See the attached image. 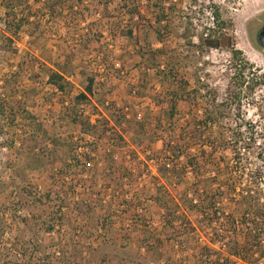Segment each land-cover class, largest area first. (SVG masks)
Wrapping results in <instances>:
<instances>
[{
	"label": "rangeland",
	"instance_id": "1",
	"mask_svg": "<svg viewBox=\"0 0 264 264\" xmlns=\"http://www.w3.org/2000/svg\"><path fill=\"white\" fill-rule=\"evenodd\" d=\"M5 1L0 0V32ZM27 1L31 10L24 15L32 24L13 43L0 42V264H197L195 256L215 236L190 210L195 179H202L203 190L214 172L226 174L235 140L227 129H237L242 119L255 125L257 142L245 180L261 167L264 178V88L252 98L243 94L245 103L226 114L223 126L198 131L193 104L178 103L170 117L169 88L152 68H165V58L142 57L139 50L163 49L180 61L178 80L201 90L202 116L214 96L218 103L224 99L232 76L225 50L201 54L189 44L198 43L200 24H211L203 4L195 8L189 0H173L177 7L170 10L165 3L168 19L162 26L169 28L160 44L151 30L161 26L149 0H72L55 17L44 1ZM216 2L223 19L233 23L229 34L236 49L263 75L264 49L255 37L264 29V0ZM128 31L132 39L123 36ZM59 67L70 76L66 94L48 85ZM91 77L95 96L78 110L95 126L85 135L67 113ZM44 154L53 164L32 170ZM193 158L198 177L189 166ZM222 193L226 198V189ZM240 195L230 193L220 205L239 220ZM160 201L168 204L170 216L185 221L169 218ZM226 221L217 228L224 230ZM227 259L264 264V257H211L207 263Z\"/></svg>",
	"mask_w": 264,
	"mask_h": 264
},
{
	"label": "trees",
	"instance_id": "2",
	"mask_svg": "<svg viewBox=\"0 0 264 264\" xmlns=\"http://www.w3.org/2000/svg\"><path fill=\"white\" fill-rule=\"evenodd\" d=\"M43 1V6L49 12L50 17L60 16L61 12L66 10V8L73 6L72 0H33L36 5L42 4ZM149 1L154 2L153 10L156 13V22L159 27L161 26L159 29L151 28V30L156 35L157 42L163 44L164 39L162 32H164V29L169 28L168 25H165V27L162 26L168 19L163 6L165 3H170V10H174L177 5L173 3V0ZM189 1L195 8L197 5L203 4L211 17L210 25H199L201 33L197 35L198 43L189 42V44L201 54L206 51L225 50L231 57L232 76L230 77L227 94L224 99L218 103V99L214 96L212 101L208 103L209 107L204 109L202 116L198 115L200 113L198 107L200 106L199 102L201 99H204V97L200 89L191 90L189 89L188 82H179L177 72L180 61L174 59L171 54L163 49L157 51L149 49V51H147V49L141 48L139 50V55L142 57L151 56L154 59L160 56L165 58V68L160 66L156 67L155 64H152V68L157 69V76L161 79L162 83L169 88V94L171 96L170 117H175V110L178 103L193 104V112L196 114V129L198 131L202 129L204 132H211L214 131L215 128L223 126L224 120L227 119V113H231L235 108H241L242 104L245 103L244 100H246L248 96L252 98L259 88H264V74L257 75L259 73H257L256 70L253 71L254 67L246 61L243 53L236 49L235 41L229 34L230 31H232L233 23L230 19H223L222 7L218 5L216 0ZM5 3V30L4 32H0V42L7 41L13 43V41L19 37L22 30L32 24L31 17L29 15H24V12L28 11L29 13L31 8L27 0H7ZM24 7H27L26 10L23 9ZM137 14L139 13H137L136 9L131 11V18L135 20L136 16H138ZM123 36L132 39L134 37V32H125ZM95 83L96 81L93 77L88 78L84 93H80L75 97L74 103L69 107L67 113L69 122L85 135L92 134L95 126L89 120H85L83 114H79L78 110L82 106L90 103L89 98L95 96ZM48 85L60 94H66L68 87L71 86L67 69L65 67H59L57 71H52L48 77ZM243 94L246 95V98L243 97ZM253 101L252 99L248 102ZM13 116L14 118L11 117L10 120L11 124L17 119L16 114ZM238 121L241 123H237L239 124L237 129H232L230 127L227 129L229 133L234 136L230 141L232 142L233 138L235 140L231 143L233 146V164L227 165L226 174H224V176L221 175L219 170L216 171L217 173L214 172V175L207 180L206 186L203 185V190L200 188L202 184H204L202 179H195L194 194L196 196L190 199V210L199 214L202 223H207L209 227L213 228L215 236L214 240L210 239L209 243L203 246L198 255L195 256L198 257L197 264H208L207 261L211 257H229L236 258V260L239 261L245 260V257H264V248H261V245L264 244L263 168L261 167L260 172L254 174L253 179L250 178L248 181L245 180V176H247L246 172L251 165V150L257 144L255 137L256 127L252 123H246L244 119ZM199 133H201V131ZM216 142L217 139L211 141L213 150L215 149ZM212 145H210V147H212ZM47 156L48 155L44 154L37 157L35 159L37 161L36 166L31 167V169L38 170L41 166L49 165L52 161H50ZM255 156L262 164L263 157H261V154ZM189 166L195 176H200L197 168L199 164L195 158L190 159ZM209 189L212 190L211 193H208ZM225 189L226 193L224 194L226 198H224V196L222 197V191ZM237 191H241V195L237 200L239 203L238 205L243 206V213L240 220L232 214H228L227 212L224 213V209L220 208L223 199H227L230 193H236ZM230 199L235 200V195L233 197L230 195ZM160 202L161 207L167 211L166 213L167 216L169 215V218L172 216L178 223H183V221H185L184 217L175 218L174 215L170 216L168 204L163 201ZM224 218L227 219L224 230L220 229V227L217 228V226L220 225V221ZM171 222L172 220H168L169 225L173 228L174 222ZM48 230H52V227ZM218 262H220V260ZM222 264H230L229 259L225 262L223 261Z\"/></svg>",
	"mask_w": 264,
	"mask_h": 264
},
{
	"label": "flooded vegetation",
	"instance_id": "3",
	"mask_svg": "<svg viewBox=\"0 0 264 264\" xmlns=\"http://www.w3.org/2000/svg\"><path fill=\"white\" fill-rule=\"evenodd\" d=\"M261 32H264V29H262V30L256 35L255 40H256L257 44H258L260 47H262V49H264V45L261 43V40H260V38H259V35H260Z\"/></svg>",
	"mask_w": 264,
	"mask_h": 264
},
{
	"label": "water",
	"instance_id": "4",
	"mask_svg": "<svg viewBox=\"0 0 264 264\" xmlns=\"http://www.w3.org/2000/svg\"><path fill=\"white\" fill-rule=\"evenodd\" d=\"M259 38L261 40V43L264 45V32L260 33Z\"/></svg>",
	"mask_w": 264,
	"mask_h": 264
}]
</instances>
